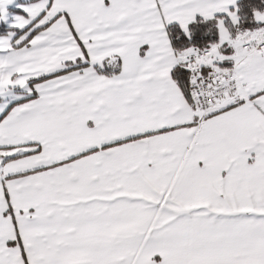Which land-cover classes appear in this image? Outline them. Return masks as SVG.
Segmentation results:
<instances>
[{
	"label": "snow or ice",
	"instance_id": "6c2138e0",
	"mask_svg": "<svg viewBox=\"0 0 264 264\" xmlns=\"http://www.w3.org/2000/svg\"><path fill=\"white\" fill-rule=\"evenodd\" d=\"M0 264H264V0H0Z\"/></svg>",
	"mask_w": 264,
	"mask_h": 264
}]
</instances>
